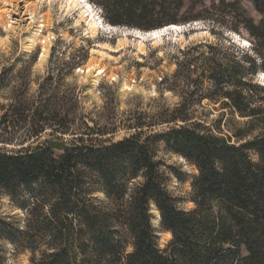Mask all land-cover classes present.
<instances>
[{
	"label": "trees",
	"instance_id": "obj_1",
	"mask_svg": "<svg viewBox=\"0 0 264 264\" xmlns=\"http://www.w3.org/2000/svg\"><path fill=\"white\" fill-rule=\"evenodd\" d=\"M92 1L110 26L144 33L233 20L261 62L223 42L190 45L162 83L178 104L105 124L84 114V89L65 84L84 64L80 51L62 64L54 49L35 89L37 58L16 74L4 69L0 264H11L9 247L30 251V264H264V86L255 82L264 73V0H247L258 21L242 0ZM205 101L243 123L230 135L210 130L196 116ZM120 131L126 136L115 139ZM158 145L196 170L191 210L167 190ZM161 233L171 236L163 247Z\"/></svg>",
	"mask_w": 264,
	"mask_h": 264
},
{
	"label": "rangeland",
	"instance_id": "obj_2",
	"mask_svg": "<svg viewBox=\"0 0 264 264\" xmlns=\"http://www.w3.org/2000/svg\"><path fill=\"white\" fill-rule=\"evenodd\" d=\"M85 2L81 4L77 1V4L71 5L70 0H0V73L14 66L13 74H16L37 58L31 71L35 89L37 82L48 75L54 49L56 56L65 60L62 64L80 51L78 56L86 57L84 64L73 75H68L65 84L76 83L82 87L84 114H92L105 124L106 120L115 123L121 117H128L133 111L152 114L158 107L173 108L178 104L180 98L167 91L162 83L175 72L180 50L190 45L223 42L226 47L235 45L245 51L255 58L257 65L261 62L254 52V42L249 33L242 28L234 30L233 20H227L229 24L224 27L200 21L182 26V30L177 32L164 33L158 40L149 38L142 41L137 39L135 34L138 31L133 29L114 27L110 30L102 8L92 0ZM242 5L252 18L256 21L260 19L250 2L242 0ZM83 12H86L85 16ZM92 22L97 27L96 32L89 26ZM139 34L145 35L144 32ZM54 63H57L56 60ZM255 80L264 86L259 78ZM9 95V91L2 93L0 104H7ZM106 99L109 100L107 106ZM196 112L199 121L210 130L216 132L220 125L221 131L229 135L231 129L240 127L244 121L232 118L229 112L221 117L223 111L220 105L212 106L208 101L197 107ZM124 136L125 131H120L115 139ZM156 152L157 160L164 165L162 171L168 177L167 190L184 199L181 208L191 210L193 205L188 202L192 192L190 178L197 174L196 170L181 157L168 153L163 145L156 146ZM96 196L103 199L101 194ZM4 209L12 211L8 199L4 200ZM13 212V215L22 216L20 211ZM153 213L157 226L158 213ZM170 238L169 234H160L162 247ZM14 254L15 250L9 247L11 264H30V251Z\"/></svg>",
	"mask_w": 264,
	"mask_h": 264
},
{
	"label": "bare ground",
	"instance_id": "obj_3",
	"mask_svg": "<svg viewBox=\"0 0 264 264\" xmlns=\"http://www.w3.org/2000/svg\"><path fill=\"white\" fill-rule=\"evenodd\" d=\"M70 1H71V5L77 4V1H78V3L80 2L81 4H86L85 0H70ZM87 6L90 8L89 5H87ZM32 15H33V13H32ZM85 15H86V12H83V16H85ZM89 26L91 27V30H93L95 32L97 31V27H95V24H93V22L90 23ZM107 27L110 30L114 28V27H112L110 25L107 26ZM179 30H182V26H170V27H166V28L161 29V30L145 33V35L144 34H139V33H142V32H140L139 30H135V31H138V33H136L135 36L137 37L138 40H142V41L147 40L149 38L158 40V39H160L163 36L164 33H167L169 31H172V32L176 31L177 32ZM260 81L264 84V73H260Z\"/></svg>",
	"mask_w": 264,
	"mask_h": 264
},
{
	"label": "water",
	"instance_id": "obj_4",
	"mask_svg": "<svg viewBox=\"0 0 264 264\" xmlns=\"http://www.w3.org/2000/svg\"><path fill=\"white\" fill-rule=\"evenodd\" d=\"M257 78H259V79H260V74L257 76Z\"/></svg>",
	"mask_w": 264,
	"mask_h": 264
}]
</instances>
